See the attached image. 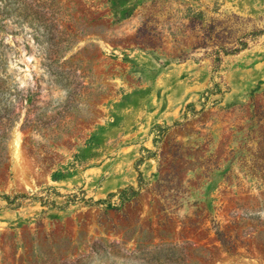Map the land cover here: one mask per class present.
Returning <instances> with one entry per match:
<instances>
[{"label":"rangeland","instance_id":"obj_1","mask_svg":"<svg viewBox=\"0 0 264 264\" xmlns=\"http://www.w3.org/2000/svg\"><path fill=\"white\" fill-rule=\"evenodd\" d=\"M0 264H264V0H0Z\"/></svg>","mask_w":264,"mask_h":264},{"label":"trees","instance_id":"obj_2","mask_svg":"<svg viewBox=\"0 0 264 264\" xmlns=\"http://www.w3.org/2000/svg\"><path fill=\"white\" fill-rule=\"evenodd\" d=\"M214 22V21H213ZM212 24V23H211ZM140 31V30H139ZM204 35H203V40H204V47H208V40H212L213 42H216L214 37L216 35H214L215 31H214V27L212 25L209 24V26L205 29H203ZM260 32V30H253L252 32L248 33L250 36H255ZM248 37H240V38H235L236 42L235 44H231V43H220L219 45H217V47L214 48L213 50V62L218 61L221 59L222 55H229V54H234L237 53L239 51H241L240 47H235L237 46V44H241L243 48H246L248 46V41H247ZM229 39V38H228ZM230 40V39H229ZM229 42V41H228ZM235 42V41H234ZM214 220V219H211ZM218 238L223 242L226 243V240L223 237V234L221 232V230L216 229L215 230Z\"/></svg>","mask_w":264,"mask_h":264}]
</instances>
